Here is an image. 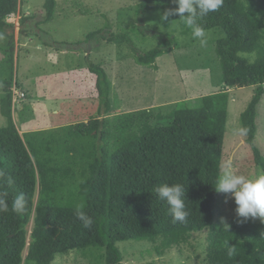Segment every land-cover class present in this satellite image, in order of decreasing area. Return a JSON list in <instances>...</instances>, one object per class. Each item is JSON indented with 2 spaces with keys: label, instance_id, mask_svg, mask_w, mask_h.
<instances>
[{
  "label": "trees",
  "instance_id": "16d2710c",
  "mask_svg": "<svg viewBox=\"0 0 264 264\" xmlns=\"http://www.w3.org/2000/svg\"><path fill=\"white\" fill-rule=\"evenodd\" d=\"M19 5L20 0H0V111L6 119L0 126V193L9 203V211L0 213V264H52L56 255L71 250L98 263L124 264L120 242L157 244L155 250L163 255L204 230L206 264H264V221L218 223L220 193L214 188L223 159L229 90L234 87H255L240 119L248 129L244 137L256 166L264 173V152L257 142L264 99V0H224L219 10L198 18L205 31L225 35L215 47L223 87L218 92L113 115L112 81L104 67L89 61L99 98L97 116L23 133L14 118V87L21 86L9 32L13 25L7 22ZM43 7L41 22L53 21L57 0H45ZM175 7V0L138 5L143 14ZM180 19L181 32L192 33ZM101 40L131 43L125 33L93 32L87 35L85 52ZM43 41L61 50L84 46ZM178 46L173 36L163 38L160 46L136 51L135 61L154 66ZM8 177L14 180L11 185ZM164 183L184 186L186 222H173L167 203L156 195L154 188ZM21 193L26 207L15 213L11 203ZM78 205L93 219L90 228L76 218Z\"/></svg>",
  "mask_w": 264,
  "mask_h": 264
},
{
  "label": "rangeland",
  "instance_id": "374dc122",
  "mask_svg": "<svg viewBox=\"0 0 264 264\" xmlns=\"http://www.w3.org/2000/svg\"><path fill=\"white\" fill-rule=\"evenodd\" d=\"M44 1L20 0L18 11L7 19L13 25L9 32L14 35V70L21 86L14 87V118L21 133L85 122L97 116L99 98L95 76L87 70L89 61L104 67L112 81L113 115L194 99L223 89L215 47L224 34L205 31L207 44L201 46L192 33L181 32L178 16L162 21L160 16L164 11L140 12L138 5L144 0H57L53 21L43 23ZM99 31L125 33L131 43L118 46L101 40L99 46L85 52L87 35ZM172 36L179 46L160 56L154 66L135 61L136 51L147 52L162 45L163 38L168 40ZM43 40L84 46L78 50H61L46 46ZM254 90V86L229 90L223 144L222 161L231 160L233 171L248 177L264 173L257 168L245 137L234 135V129L241 127V113ZM257 122V142L264 152V99L259 104ZM5 124L0 111V126ZM235 208L234 199L220 193L216 221L228 226L264 221L259 217L242 220ZM31 229L32 223L27 227L28 234ZM204 231L195 233L188 243L163 255L155 250L157 244L124 241L118 246L124 264H206L208 231ZM52 264L106 263H98L81 251L71 250L56 255Z\"/></svg>",
  "mask_w": 264,
  "mask_h": 264
},
{
  "label": "clouds",
  "instance_id": "9594fccd",
  "mask_svg": "<svg viewBox=\"0 0 264 264\" xmlns=\"http://www.w3.org/2000/svg\"><path fill=\"white\" fill-rule=\"evenodd\" d=\"M224 0H175L177 7L165 10L160 19L167 21L170 16L178 15L183 18L185 25L192 30V36L199 40L201 46L207 44V33L198 23V18L207 16L211 12L220 9ZM248 133L245 127L234 129V135L243 137ZM4 176L0 172V177ZM7 183L11 185L14 180L7 178ZM215 190L225 193L234 199L235 211L239 218L248 220L249 218H261L264 220V174L248 177L237 174L233 171L231 160L222 161L219 165V175L216 179ZM154 191L161 201L168 205V211L173 222H186L189 215L185 208V188L181 184H160ZM26 207L25 196L21 193L14 197L11 203V211L22 213ZM83 205H78L76 218L82 222L84 228H90L93 219L83 210ZM9 211V203L6 194L0 193V213ZM232 248L229 247V256L232 255Z\"/></svg>",
  "mask_w": 264,
  "mask_h": 264
},
{
  "label": "built area",
  "instance_id": "2783aa9c",
  "mask_svg": "<svg viewBox=\"0 0 264 264\" xmlns=\"http://www.w3.org/2000/svg\"><path fill=\"white\" fill-rule=\"evenodd\" d=\"M8 21V20H7Z\"/></svg>",
  "mask_w": 264,
  "mask_h": 264
}]
</instances>
